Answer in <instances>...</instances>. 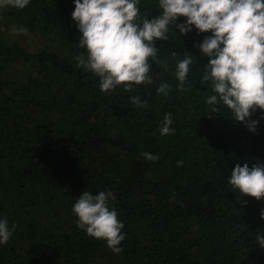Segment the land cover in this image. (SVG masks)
<instances>
[{
	"label": "trees",
	"instance_id": "1",
	"mask_svg": "<svg viewBox=\"0 0 264 264\" xmlns=\"http://www.w3.org/2000/svg\"><path fill=\"white\" fill-rule=\"evenodd\" d=\"M137 7L141 20L162 14L159 0ZM74 8V0L0 8V219L12 230L0 264H264L255 240L264 235V199L228 183L236 164L264 162V111L250 117L255 132L223 104L211 111V82L201 83L209 57L198 47L211 32L170 26L156 42L167 67L149 60L152 84L102 92L99 78L77 67L87 50ZM14 25L29 42L43 40L37 51L9 40ZM185 55L193 63L181 92L175 70ZM161 83L171 86L167 96L157 94ZM168 113L175 131L162 136ZM108 190L124 224L119 254L72 212L83 191Z\"/></svg>",
	"mask_w": 264,
	"mask_h": 264
},
{
	"label": "clouds",
	"instance_id": "2",
	"mask_svg": "<svg viewBox=\"0 0 264 264\" xmlns=\"http://www.w3.org/2000/svg\"><path fill=\"white\" fill-rule=\"evenodd\" d=\"M30 0H0V8L24 9ZM72 19L81 33L78 46L87 50L86 56L76 57L77 67L83 66L99 78L102 92L123 86L131 91L133 85L152 84L149 60L157 59L156 42L167 40L170 26L186 35L192 26L201 33L211 32L198 45L209 57L201 83L211 82L212 92L206 103L211 111L223 104L237 122H247L249 131L255 132L259 121L250 120L257 109L264 111V0H159L161 15L151 20L139 17V0H74ZM180 17L186 22L177 24ZM140 20V22H137ZM14 35L27 34L24 26H13ZM193 63L185 55L177 62L175 75L178 90L184 85ZM170 85L161 83L157 94L167 96ZM137 107L146 108L147 101L139 96L131 98ZM171 114H165L160 134L167 136L175 130ZM147 161L155 162L158 155L142 153ZM182 162H178V166ZM228 183L233 189L256 200L264 199V162L235 165ZM115 200L111 190L92 194L83 191L75 201L72 212L78 217L77 226L89 236L106 241L114 253L125 239L124 224L118 213L109 207ZM264 219V210L261 211ZM12 235L7 219H0V244H6ZM257 244L264 248V235L257 232Z\"/></svg>",
	"mask_w": 264,
	"mask_h": 264
},
{
	"label": "rangeland",
	"instance_id": "3",
	"mask_svg": "<svg viewBox=\"0 0 264 264\" xmlns=\"http://www.w3.org/2000/svg\"><path fill=\"white\" fill-rule=\"evenodd\" d=\"M8 38L10 41L12 42H17V43H20L24 48H28L29 51L31 52H35L37 51V47L43 43V40L42 39H34V40H31L30 42L27 40L28 37L27 36H24V35H14L11 32H8ZM37 48V49H36Z\"/></svg>",
	"mask_w": 264,
	"mask_h": 264
}]
</instances>
